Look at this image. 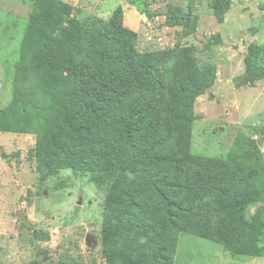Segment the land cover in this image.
I'll return each mask as SVG.
<instances>
[{
	"label": "rangeland",
	"instance_id": "1",
	"mask_svg": "<svg viewBox=\"0 0 264 264\" xmlns=\"http://www.w3.org/2000/svg\"><path fill=\"white\" fill-rule=\"evenodd\" d=\"M63 1L81 19L108 20L120 6L139 55L167 50L183 59L179 65L204 71L197 86L206 85L187 98L189 152L241 164L248 173L242 219L264 221V73L253 83L234 80L244 72L248 44L257 45V64L264 65V0ZM32 9L33 0H0V264H118L116 255L105 253L101 234L113 175L66 165L48 170L38 155L49 147L48 130L76 115L82 84L118 64L94 58L84 43L60 45L54 26L47 33L51 50L30 41L20 55ZM40 68L53 69L57 82ZM178 88H171L166 104L170 117L184 108ZM54 135L50 153L63 161L74 137L60 130ZM173 264H264V235L246 230L243 241L232 244L180 232Z\"/></svg>",
	"mask_w": 264,
	"mask_h": 264
},
{
	"label": "trees",
	"instance_id": "2",
	"mask_svg": "<svg viewBox=\"0 0 264 264\" xmlns=\"http://www.w3.org/2000/svg\"><path fill=\"white\" fill-rule=\"evenodd\" d=\"M72 9L63 0H33L20 55L30 41L51 50L47 33L54 26L60 45L84 43L94 58L118 64L82 84L76 115L61 118L49 129V147L38 153L48 170L66 165L113 175L103 204L105 253L116 255L118 264H173L180 232L221 237L232 244L241 243L246 230L264 235V221L242 219L245 168L236 161L224 165L189 152L192 116L187 98L206 85L197 86L204 71L196 74L189 64L179 65L183 59L172 58L167 50L139 55L134 50L135 32L122 26L120 6L108 20L77 18ZM256 51V44H248L244 72L234 77L236 85L253 83L264 73ZM39 71L51 83L57 82L53 69ZM173 86L179 87L182 95L177 103L184 108L170 117L165 108ZM55 130L77 143L66 142L67 152L60 151L66 153L63 161L50 153L53 140L57 142Z\"/></svg>",
	"mask_w": 264,
	"mask_h": 264
},
{
	"label": "water",
	"instance_id": "3",
	"mask_svg": "<svg viewBox=\"0 0 264 264\" xmlns=\"http://www.w3.org/2000/svg\"><path fill=\"white\" fill-rule=\"evenodd\" d=\"M89 240H90V236L87 234L86 235V241L89 242Z\"/></svg>",
	"mask_w": 264,
	"mask_h": 264
}]
</instances>
